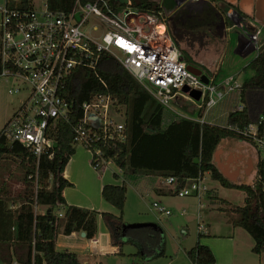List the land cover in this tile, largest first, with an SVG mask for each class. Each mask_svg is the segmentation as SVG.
I'll return each instance as SVG.
<instances>
[{
	"label": "trees",
	"instance_id": "obj_1",
	"mask_svg": "<svg viewBox=\"0 0 264 264\" xmlns=\"http://www.w3.org/2000/svg\"><path fill=\"white\" fill-rule=\"evenodd\" d=\"M76 0H46L53 11H70ZM94 0H82V2ZM131 6L141 10H156L161 5L174 6L154 0H129ZM218 1V0H207ZM11 5L32 7L29 0H8ZM116 8L127 6L110 0ZM246 68L253 73L243 81L239 90L228 94L207 115L205 122L178 117L165 108L113 55L103 53L97 68H75L67 80L63 96L71 103L68 119L60 118L50 132L54 140V155L39 157L20 142L12 141L0 131V160L9 155L22 156L21 164L25 180L36 184L32 196L0 194V264H84L77 253L59 251L56 241L59 233L69 235L85 232L87 239L97 235L98 215L95 209L70 205L64 197V189L74 184L64 176L65 167L77 152L75 127L83 115L82 105L98 94H109L126 106L123 140L114 137L107 142H97L102 157L117 165L128 175L175 177L176 194L193 179L210 173V176L228 188L245 192L243 205L232 206L220 198L221 210L226 211L235 226L243 228L254 241L252 251L264 253V160L256 163V177L251 183L232 182L227 179L215 162L214 153L225 138L242 139L236 128L243 129L264 113V51L248 62ZM103 81L106 83L104 85ZM243 109H239L240 105ZM189 104L179 106L182 111L194 114ZM197 116L201 112H197ZM93 149V147H92ZM97 156L93 153L91 163ZM198 159V162H195ZM28 181V180H27ZM102 198L115 206L119 216L102 212L116 239L118 232L146 226L161 231L157 224H121L127 198V186L106 184ZM47 206L45 213L37 207ZM62 213V215H59ZM134 234V233H133ZM130 235V236H131ZM154 234H151L153 237ZM134 237V236H133ZM201 234L199 233V238ZM135 241V240H133ZM115 243H118L115 240ZM193 264H213L211 249L201 244L187 251ZM144 262L141 253L130 254Z\"/></svg>",
	"mask_w": 264,
	"mask_h": 264
},
{
	"label": "built area",
	"instance_id": "obj_2",
	"mask_svg": "<svg viewBox=\"0 0 264 264\" xmlns=\"http://www.w3.org/2000/svg\"><path fill=\"white\" fill-rule=\"evenodd\" d=\"M128 4L130 1L127 6L116 8L110 0H76L66 12L53 11L46 2L40 10L11 5L8 0L0 3V76L18 82L9 88L10 93H27L5 125L8 138L27 146L38 157L47 154L52 158L54 140L50 130L58 119H68L71 109V103L63 96L67 80L75 68L95 70L103 53L113 55L176 116L201 123L228 94L242 87L238 74L218 79V67L201 72L206 82L191 71L170 29L173 9L161 5L150 11ZM92 22L102 24L103 31L98 34L99 28ZM235 26L239 28L242 52L252 49L257 57L264 51L263 25L251 22L248 27ZM193 92H199V98ZM183 104L201 114H182L179 106ZM243 108V104L239 106ZM82 110L75 140L97 156L93 166L100 168L111 161L104 160L101 149L94 146L115 136L123 140L126 106L109 94H98L84 102ZM236 130L242 136L236 140L252 153L256 163L264 160V113L242 130ZM166 179L176 184L175 177ZM202 181L203 176L193 179L177 195L197 197L202 208L201 199L207 191ZM153 209L166 215L172 213L157 202ZM198 218L201 220L200 215ZM204 228L199 222L198 229Z\"/></svg>",
	"mask_w": 264,
	"mask_h": 264
},
{
	"label": "rangeland",
	"instance_id": "obj_3",
	"mask_svg": "<svg viewBox=\"0 0 264 264\" xmlns=\"http://www.w3.org/2000/svg\"><path fill=\"white\" fill-rule=\"evenodd\" d=\"M156 1V0H154ZM162 2L160 0H157ZM4 2V0H0V3ZM46 0H29L30 5L33 8L40 10L43 8ZM164 3V2H162ZM202 9L199 10V12ZM93 25H97L99 28L98 34L103 31V25L97 22H92ZM94 33V34H97ZM239 37V29L234 27L230 30L228 35V41L225 45L224 49L218 54H206L207 62L215 65L214 67H218V79L225 78L230 75L238 74L239 80L244 81L246 78L250 77L253 71L250 68H246L247 63L255 57V53H250L247 56H241L236 52V46L238 43ZM264 37V33L262 34ZM18 82L14 81L12 78L2 77L0 76V131L4 127V125L8 122V120L13 116V114L17 111L20 105L23 103L25 97L27 96L26 92L21 93H10L9 88L15 86ZM182 114H190L192 117H196L198 114L195 112L191 114L187 111H182L179 108ZM187 114V115H188ZM235 142L239 144V141L232 138H225L221 141L218 146V149H222L226 151V149L239 150L238 146H232L231 143ZM242 145V144H241ZM229 150V151H230ZM243 150V151H242ZM239 152V151H238ZM241 152H244L245 155L249 157L248 151L245 146L242 145ZM82 157L80 161L81 165H84V169L82 170L81 176L83 177V187H91V190L97 192L95 179L96 174H92L90 169L92 168L97 174H102L103 172H111L113 169L115 172L120 173V169L116 164L110 162L106 165H102L100 168H95L91 163L92 153L88 151L82 145L77 146V152L73 156ZM219 156L224 158L223 153L220 152ZM22 156L17 155H9L0 160V192L7 193L9 195H17L23 196L27 194L28 185L23 181L25 178L24 170L21 164ZM256 160L253 159V165L255 167ZM75 164H71V168H74ZM87 168V169H86ZM91 169V170H92ZM72 170V169H71ZM254 170H252L250 177L248 180L251 182L254 179ZM256 172V168L255 171ZM79 174V173H78ZM123 175V174H122ZM252 175V176H251ZM125 184L127 186V200L125 204V214L123 215V221L126 223L125 225H140V224H157L161 228L162 232V241L163 247L166 248V252L168 255L176 254L178 246L181 248L189 245V241L193 240L194 237L197 238V233L200 231L198 229V224L200 219L198 216L202 217L201 221L203 223H207V214L208 217H215V223L221 224V218H225L224 214L217 210L215 205L210 198V195H218L220 197L227 198L232 206H238L244 204V196L245 192L243 190L237 188H228L224 187L220 184L219 181L213 179L210 176V173H205L203 177L202 184L206 188V193L202 197L203 207L200 208L199 201L197 197H185L178 198V195H173L170 193L160 194L158 193L154 187L155 186H163L166 189L174 188L175 184L168 183L167 179L164 177H153L147 176L143 174L137 175H128L124 177ZM242 179H246V174L241 173L240 177L237 178V182L242 181ZM33 186V190L36 189L35 182L27 179ZM123 180V178H122ZM137 182V183H135ZM138 186H135L137 185ZM75 187V186H74ZM29 192L33 193L32 190ZM28 192V193H29ZM102 197V196H101ZM157 202L159 205L164 206L167 209L172 208L173 213L171 215H166L158 212L153 209V203ZM220 202V201H219ZM86 205V204H85ZM107 206H111L109 203H105ZM84 206V205H83ZM226 213V211H223ZM227 214V213H226ZM229 215V214H228ZM98 220L100 222V226H98L97 235L102 237V240L107 239L110 236V240L112 243V247L115 249L120 248V243H115L119 241L120 234H126L124 230H117L115 232H120L119 237L116 239L113 237L112 232L110 231L107 219L102 217L100 214L98 215ZM225 231V227H222ZM108 229V230H107ZM103 230L109 231L107 235H101ZM247 234V233H245ZM122 250L124 254H108L104 253L102 256L91 257L89 253H86L83 259L87 260L89 264H136L139 262L138 257H133L130 254L136 251V248L132 245L130 241H128V236L123 235L122 237ZM239 238V237H238ZM251 238V237H248ZM240 239V238H239ZM239 242L243 245H246L248 240H239ZM180 243V244H177ZM177 244V245H176ZM162 247V248H163ZM111 248V247H110ZM167 258L165 257H156L153 259L152 264H167ZM140 263V262H139ZM176 264V263H174Z\"/></svg>",
	"mask_w": 264,
	"mask_h": 264
},
{
	"label": "crops",
	"instance_id": "obj_4",
	"mask_svg": "<svg viewBox=\"0 0 264 264\" xmlns=\"http://www.w3.org/2000/svg\"><path fill=\"white\" fill-rule=\"evenodd\" d=\"M157 1V0H156ZM164 1V0H160ZM159 2V1H157ZM160 2V3H162ZM173 0L167 1V4L173 5ZM194 2H205V0H194ZM167 9H172L168 8ZM228 39L227 38H222L218 36L216 38V41H214L212 44L209 45L208 49H203L199 55H192L189 57V60L199 66L198 68H202L201 71H210L211 68H214L215 65H212V63L207 62L206 59V54H216L218 55L225 47L227 44ZM249 55V54H248ZM188 60V61H189ZM187 61V62H188ZM248 64V63H247ZM236 140V139H235ZM238 141V140H237ZM240 145L235 142L231 143L233 146H238V151L235 150H228L222 151L224 158L227 156L229 159L232 158V155L235 153L244 154V152H241L242 145L241 142H239ZM247 150V149H246ZM243 151V150H242ZM248 151V150H247ZM235 154V155H236ZM248 155L252 157V159L255 158L253 157L252 153L248 151ZM83 156L76 157V158H71L68 162V164L65 167L64 171V176L71 181L74 185L66 187L64 189V197L67 201L68 204L70 205H76V206H81V207H86L90 209H95L99 212L101 215L102 212H110L114 214L115 216H119L120 211L112 205L107 206L105 203H109L105 201L101 196V191L102 188L106 184H122L125 182V176L121 171L120 173L115 172L113 169L111 172H103L102 174H97L92 168L90 169L92 174H96V179H95V185H96V190L93 191L91 190V187H83V177L80 174H82V170L84 169V165H81L80 161L82 160ZM223 159V157H222ZM91 161V160H90ZM71 164H75L74 168H71ZM254 165L252 167L248 166L247 168H242L241 172L239 173L238 177H240L241 173L246 174V179H242V181L238 183H251V180H248L250 177V174L252 170L255 171ZM72 169V170H71ZM87 169V168H86ZM254 178L256 177V172H254ZM79 173V174H78ZM123 174V175H122ZM145 176V175H144ZM148 176V175H147ZM252 176V175H251ZM127 177V176H126ZM153 177H159V176H153ZM123 178V180H122ZM83 179V180H82ZM23 181L28 185V188L26 189L28 192L29 190H32L33 193L27 192V194H24L23 196H32L35 193V190H33V186L30 182L25 180L23 178ZM237 182V180L235 181ZM137 183V182H135ZM75 186V187H74ZM135 186H138L135 185ZM154 189L160 193V194H166L169 193L168 190L171 188L166 189L163 186H155ZM0 194H7L0 192ZM175 195V194H173ZM190 196H185V197H191ZM185 197H179L180 199L185 198ZM194 197V196H192ZM211 201L216 204L215 207L217 210L221 211L225 218H221V223L222 226L220 227L221 224L215 223V217H208L209 214H207V223H203L201 220L200 222L204 224L205 228L202 231H199L197 233V238L194 237L193 240H190L188 243L189 245L184 247L178 246L176 254L168 255L166 252V248L163 247V241H162V232H158L155 228L153 230H149L144 224V226H139V227H134L132 228V235L131 233H127V228L125 230L126 234H120V239L117 241L120 243V248L115 249L112 247V243L110 240V236H108V232L103 230V233L101 235H107L108 238H105L102 240V237L99 235H96L92 239H87L85 236H82L81 232H73L69 235H66L64 233H59L56 241V248L59 251H72L78 254L79 259L84 263V264H89L87 260L83 259L86 253H89L91 257H98L102 256L104 253L108 254H124L122 250V236L126 235L128 236V241L132 243V245L136 248L135 252H139L142 255V258L144 262H137L136 264H152L153 259L156 257H165L168 260L167 264H193L191 259L189 258L187 251L193 247L196 246L197 242L199 241L201 244L208 246L214 257H215V262L213 264H264V253L262 254H256L252 251V247L254 244L253 238L241 227L235 226L231 220V218L221 210V204L219 202L220 198L225 199L226 201L230 202L227 198L220 197L218 195H210ZM127 200V198H126ZM244 202H245V196H244ZM86 204V205H85ZM110 204V203H109ZM126 204V203H125ZM84 205V206H83ZM111 205V204H110ZM47 210V206H39L37 207V212L38 213H45ZM172 210V208H170ZM173 213V210H172ZM171 213V214H172ZM125 214V207L123 211V215ZM102 216V215H101ZM103 217V216H102ZM202 219V217H201ZM121 224H126L123 220ZM98 226H100V222L98 220ZM126 226V225H125ZM160 227V226H159ZM222 227H225V231L223 230ZM161 229V228H160ZM108 230V229H107ZM120 230V229H119ZM131 230V229H129ZM128 230V231H129ZM120 233V232H119ZM118 233V237H119ZM134 233V234H133ZM199 233L201 234V237L199 238ZM247 233V234H245ZM151 234H154L153 237ZM131 235V236H130ZM134 236V237H133ZM117 237V239H118ZM240 239H239V238ZM251 237V238H248ZM135 240V241H133ZM239 240H248L246 245H243L239 242ZM180 244V243H177ZM176 244V245H177ZM111 247V248H110ZM163 247V248H162ZM134 253V252H133ZM101 264H104L101 262Z\"/></svg>",
	"mask_w": 264,
	"mask_h": 264
},
{
	"label": "flooded vegetation",
	"instance_id": "obj_5",
	"mask_svg": "<svg viewBox=\"0 0 264 264\" xmlns=\"http://www.w3.org/2000/svg\"><path fill=\"white\" fill-rule=\"evenodd\" d=\"M200 9L202 11L199 12ZM263 18L264 7L259 8L258 0H205L202 3L190 1L175 10L169 25L175 41L188 61L190 56L199 55L203 49H208L218 36L228 39L235 24L248 27L253 22L264 26ZM188 63L199 67L190 60ZM235 154L230 159L227 156L223 159L231 161L232 170L239 165L241 172L242 168L249 166L248 160L251 156L237 159L239 153Z\"/></svg>",
	"mask_w": 264,
	"mask_h": 264
},
{
	"label": "water",
	"instance_id": "obj_6",
	"mask_svg": "<svg viewBox=\"0 0 264 264\" xmlns=\"http://www.w3.org/2000/svg\"><path fill=\"white\" fill-rule=\"evenodd\" d=\"M119 1L120 3L122 4H127L129 0H117ZM174 1V6H173V10L175 11L176 9L180 8L181 6H183L184 4L190 2V1H194V0H173ZM228 1H232L234 2V0H228ZM258 5H259V8H262L264 7V0H258ZM260 20L262 18H259ZM264 19V18H263ZM235 25L232 27L234 28ZM240 42H241V38L240 36L238 37V43H237V46H236V52L239 53L241 56H247L249 53H251L252 49H249L248 51L246 52H242L241 49H240ZM189 68L191 69V71H193L195 74L197 75H201L202 79L206 82L207 81V78L205 75L201 74V69L196 67V66H193V65H189ZM192 95L195 97V98H199L200 96V93L198 92H193ZM223 150L222 149H217L214 153V156H215V162L217 163V166L218 168L220 169V171L222 172V174L227 178L229 179L230 181L232 182H235L237 180V177L240 173V166L238 165L236 167L235 170H232V166H231V161L229 159L225 160V159H221V157L219 156V153L222 152ZM234 155H232L233 157ZM244 157V154H240L238 155V158H243ZM195 162H198V159H195ZM248 165L250 167L253 166V159L252 157L249 158L248 160ZM82 236H85V232H81Z\"/></svg>",
	"mask_w": 264,
	"mask_h": 264
}]
</instances>
